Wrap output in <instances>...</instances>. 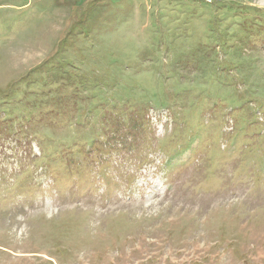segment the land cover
I'll use <instances>...</instances> for the list:
<instances>
[{"label":"rangeland","instance_id":"obj_1","mask_svg":"<svg viewBox=\"0 0 264 264\" xmlns=\"http://www.w3.org/2000/svg\"><path fill=\"white\" fill-rule=\"evenodd\" d=\"M0 264H264V0H0Z\"/></svg>","mask_w":264,"mask_h":264}]
</instances>
